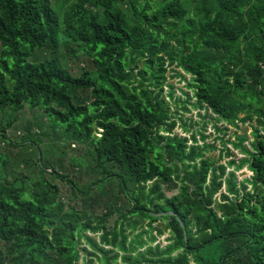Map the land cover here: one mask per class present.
Returning <instances> with one entry per match:
<instances>
[{
  "label": "trees",
  "instance_id": "trees-1",
  "mask_svg": "<svg viewBox=\"0 0 264 264\" xmlns=\"http://www.w3.org/2000/svg\"><path fill=\"white\" fill-rule=\"evenodd\" d=\"M63 46L95 70L29 61ZM0 48V113L47 121L19 143L0 119V264H264V0H0ZM193 110L220 161L228 144L245 157H207ZM44 137L81 145V171L49 161Z\"/></svg>",
  "mask_w": 264,
  "mask_h": 264
},
{
  "label": "rangeland",
  "instance_id": "rangeland-1",
  "mask_svg": "<svg viewBox=\"0 0 264 264\" xmlns=\"http://www.w3.org/2000/svg\"><path fill=\"white\" fill-rule=\"evenodd\" d=\"M73 47L74 49H77L76 46H73ZM0 51H1V48H0ZM59 56L57 53L52 52V51L36 50L32 53V56L29 59V61L38 62L41 60H60V62L63 64V65L61 64L62 67L64 68L69 67L77 75H80L83 72V69L92 70V71L95 70L90 58H88L87 56L81 53H78L76 57H72L71 54L69 53V48H67L66 46H63L62 48L59 49ZM171 83L175 84L177 88L182 87L185 90H187L184 86V82H180L179 78L171 80ZM180 95H181L180 92L176 91V96H180ZM2 112H3V115L2 113H0V119L3 117L5 122L9 121L13 116H15L14 111L11 109H7L6 111H2ZM198 112H199L198 110H193L192 112H185L184 115H185V118L193 120L194 123H197V122L201 123L199 125L196 124L194 127H192L193 132L196 130H201L207 136L206 140H203L201 136L199 135L197 136L200 145L201 143H204V142L210 143V144L215 143L217 149H210L207 152V157H210L212 160L217 161L218 164H226L232 159H241L245 157L244 155H242L239 149L234 150L233 145L228 144L227 147L232 149V151L234 152V156H230V157L225 156V158L220 161L219 160L220 151L222 150V147H224L220 139L222 136L221 134L217 133L214 130V128L212 127V124L208 125L205 131L202 125L203 120L197 114ZM204 113L205 111L202 112V114ZM43 115L44 114L41 110H31L29 108H25L22 112L17 113L16 117L10 120L13 123H12V126L8 128L6 132L7 136L14 142L15 141H18L19 143L24 142V137L27 136L29 128L32 127L31 125H34V122H37L36 126H39V127H40L39 122H42V120L44 122H47L46 119L43 118ZM253 125H256V121H253L252 124L247 123L246 125L242 126L241 129L238 131V135L246 134L248 137H250L251 140H253V131H254ZM44 129H48V126L45 125ZM34 131L37 133L39 132V129H36V127H34ZM175 131L179 133L181 136L188 137V138H190L192 134V131L187 132L183 130V128L180 126L177 127ZM234 132H235V129L233 127H230V132L228 133L229 136L225 137V140H227L230 136L232 140H234V137H233ZM43 139H45V142L44 144H42V148L46 151L47 153L46 156L48 157L49 161H53L56 166H62L64 171H71L73 173H78L79 171H81V169L77 165L78 161L81 160V158H84L87 160L85 150L81 145L77 143H70V141L65 142L62 140H54V138L48 139L44 137ZM189 144L191 145L192 142H190ZM22 149L23 148L19 147V148L13 149V151L19 152V150L21 151ZM6 151H7V145L2 140H0V153L6 152ZM17 157L19 158H16L14 160L15 162L9 165L10 169L11 168L15 169L13 167V164L19 165V169H22V168L24 169L25 163L21 162L22 157L20 156V153ZM48 163L53 165L52 162H48ZM233 169H234L233 167H230L228 168V171H232ZM59 170L62 171V169H59ZM87 172H91V169L89 168ZM237 175H238L239 181H241L244 178L251 177L252 173L245 167L242 170H239L237 172ZM58 183L60 186H62L63 184L61 182H58ZM99 190H103V188H99ZM164 190L166 191L168 196H173L174 194L178 193V189L176 187L168 188L167 186H164ZM61 195L67 202L70 201L69 199L71 200L74 199L72 198V194L70 193V188H67V187H63L61 191ZM124 207H125L124 204H120L119 212L123 211V209H125ZM101 209H102V205H99L97 212H103L101 211ZM117 214L118 213H116L114 217L110 220V222H108V225L110 228L114 225ZM95 235L98 236L99 234H95ZM168 236H169V233H165L164 235L160 236L159 239L157 240V243L163 242V244L166 245L167 243H169ZM206 251H209L206 254L208 255V258H211V259L213 257L211 255H214L216 253L214 249H211V250L207 249Z\"/></svg>",
  "mask_w": 264,
  "mask_h": 264
}]
</instances>
